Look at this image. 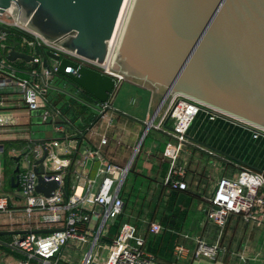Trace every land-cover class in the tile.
Masks as SVG:
<instances>
[{
    "label": "crops",
    "instance_id": "crops-1",
    "mask_svg": "<svg viewBox=\"0 0 264 264\" xmlns=\"http://www.w3.org/2000/svg\"><path fill=\"white\" fill-rule=\"evenodd\" d=\"M9 39L5 43L10 46L8 53L14 48L19 53L31 56L29 49L15 46L14 42L18 43L16 36L11 35ZM3 53L0 47V57ZM47 54L41 64L21 58L14 62L8 60L19 71L20 77L42 84L46 79L47 94L39 110L30 112L27 109L19 89L0 90V103L4 105L2 109L0 107V197H7L10 203L9 212H0V232H40L56 230L63 225L52 223L51 214L47 212L26 214L25 200L19 196L18 188L11 186L17 166L13 158L27 150L33 142L46 139L50 157L45 162V173L60 176L64 190L69 187L71 196L90 201L97 195L101 184L98 170L103 161L129 166L128 177L132 175L133 192L138 194L134 202L122 197L126 204L124 217L129 218L124 224L134 226L138 235L147 240L152 222L161 223L174 215L172 211L179 209L181 214L173 220L180 222L184 219L185 225L182 231L169 229L177 236L174 249L184 244L193 250L195 238L214 244L218 238V228L208 219L210 204L207 199L214 197L222 178L236 180L242 166L264 171V136L256 137L254 131L241 124L224 119L212 120L207 113L200 112L188 132L190 143L183 146L176 163V167L186 172L184 181L188 188L173 191L165 182L171 169L168 151L174 150L177 143L166 132L148 126L151 122H159L163 111L160 107L165 99L157 95L148 83L128 78L122 82L113 103L108 102L110 108L101 113L102 104L67 78L56 74L63 80L62 86L55 83V76L51 79L44 77V62L53 66L56 61ZM46 111L49 116L44 119ZM61 115L71 123V129L55 128L54 122L59 121ZM49 120L52 122L49 123ZM171 126L167 122L164 128L171 130ZM104 138L107 143L102 145ZM55 143H58L57 147ZM36 150L42 157V147L37 145ZM206 150L215 152L217 156H210ZM89 151H98L99 156L84 159ZM53 160H59L58 167L51 166ZM90 180H96L92 187ZM93 206V203L87 202L85 208ZM257 212L258 215L263 213L264 206ZM194 214H197L196 218ZM186 234L190 238L186 239ZM6 236L10 237L8 245L18 235ZM79 245L77 241H70L62 249L60 264H69L68 257L72 260L77 258L71 257V254L75 252L74 249L79 250ZM220 245L221 251L216 261L190 257L180 263L264 264V224L258 226L232 215ZM242 257L246 258V262L242 261ZM19 261L13 255L0 251V264H18ZM174 263L173 260L159 264Z\"/></svg>",
    "mask_w": 264,
    "mask_h": 264
},
{
    "label": "water",
    "instance_id": "water-1",
    "mask_svg": "<svg viewBox=\"0 0 264 264\" xmlns=\"http://www.w3.org/2000/svg\"><path fill=\"white\" fill-rule=\"evenodd\" d=\"M124 2L0 0V8L9 19L68 53L98 64L110 59L112 70L148 83L163 99L184 95L264 129V0H133L114 42ZM18 58L33 62L32 56L11 48L7 59ZM69 66L75 74L65 72ZM44 67L50 70L47 61ZM59 75L101 104L113 103L122 85L69 59L61 60ZM54 124L58 129L72 128L62 115ZM47 143L35 141L13 158L17 163L13 189L19 188L24 160L37 177L36 193L46 198L58 189L65 193L59 180L46 179ZM56 231H4L0 236Z\"/></svg>",
    "mask_w": 264,
    "mask_h": 264
},
{
    "label": "built area",
    "instance_id": "built-area-1",
    "mask_svg": "<svg viewBox=\"0 0 264 264\" xmlns=\"http://www.w3.org/2000/svg\"><path fill=\"white\" fill-rule=\"evenodd\" d=\"M0 27L10 30V33L0 30V47L6 53L0 57V90L14 89L21 91L27 109L37 111L42 107L44 96L47 94V83L22 78L18 70L13 68L7 59L10 46L5 44L11 35L16 36L18 45L29 49L33 62L41 64L47 53L59 57L50 70H44V77L53 78L59 74L61 60L69 59L83 66L91 68L116 80V85L125 81L120 72L110 68V59L105 64H98L89 61L49 43L37 33L21 25L14 19H9L0 8ZM68 74H75L73 67L65 70ZM109 103H102L100 112L110 108ZM1 109L4 107L0 103ZM163 109L158 123L151 122L150 128L166 132L176 141L174 150H169L171 158V169L166 180V185L173 191H185L188 188L184 181L185 170L176 167L178 155L184 145L190 143L188 132L200 112L207 113L212 120L224 119L241 124L256 133V137L264 136V129L253 126L241 120L235 119L227 113L203 104L195 99L184 95H175L166 98L161 104ZM49 112L44 113L47 119ZM172 121L171 130L164 127L167 122ZM102 145L107 143L104 138ZM58 146V143H55ZM203 149V148H202ZM210 156L216 157V153L206 150ZM99 156L98 151H89L85 155L86 160L95 159ZM240 173L236 180L222 178L217 186L214 197L207 199L210 209L207 212L208 219L218 228V238L214 244H209L202 238H195V247L190 250L184 244H179L174 249V264H181L183 260L205 259L216 261L221 251V240L224 234L228 219L232 215L240 216L246 222H253L258 226L264 224V212L260 215L257 212L264 206V171H255L246 167H240ZM130 167L120 166L111 162L103 161L98 170V177L101 184L96 196L90 199L76 195L67 196L61 189L55 191L54 195L46 198L36 193L37 177L32 167L20 171L18 194L26 202L25 212L30 215L36 211L51 214V222L63 225L57 228L56 232L50 234L30 233L17 236L8 248L12 251H19L25 256L18 264H60L62 249L70 242L77 241L80 245L90 244V249L85 250L81 255L78 264H159L154 256L147 251V240L138 235L137 229L130 224H123L116 238L111 242L103 241L107 237L106 232L109 222L115 220L123 213L125 202L121 196L124 184L129 174ZM47 180L62 181L58 175L46 174ZM96 184V180H90V187ZM87 202L93 203L92 208H85ZM10 203L7 197H0V212H9ZM257 213V214H256ZM163 231L160 223L152 222L149 226V236H159ZM186 239L189 235L184 236ZM96 249L98 251L94 252ZM246 262V258H241Z\"/></svg>",
    "mask_w": 264,
    "mask_h": 264
},
{
    "label": "trees",
    "instance_id": "trees-1",
    "mask_svg": "<svg viewBox=\"0 0 264 264\" xmlns=\"http://www.w3.org/2000/svg\"><path fill=\"white\" fill-rule=\"evenodd\" d=\"M65 193L68 197L71 196L69 187H65ZM124 212L125 210L115 220L114 224L109 229L107 237L103 238V241L111 242L114 238L118 236L121 227L124 224ZM171 213L174 214L172 217H168L167 219L165 218L160 223L163 228L162 233L159 236L149 237L147 239V251L151 253L156 259V261L159 263L162 261L165 263H169L173 260L175 262V259L173 257V250L175 242L177 240V236L172 234L169 229L182 231L185 225L184 219H182L180 222H176V220H173L175 216L181 214V212H179V209L172 211ZM8 239H10V237L0 236V251L13 255L19 260H24L25 256L22 253H20L19 251H12L8 248V245H6L8 243Z\"/></svg>",
    "mask_w": 264,
    "mask_h": 264
},
{
    "label": "rangeland",
    "instance_id": "rangeland-1",
    "mask_svg": "<svg viewBox=\"0 0 264 264\" xmlns=\"http://www.w3.org/2000/svg\"><path fill=\"white\" fill-rule=\"evenodd\" d=\"M55 83L64 86L63 80L60 79V77L59 76H56V75H55ZM169 124H172V121H170ZM59 164H60L59 160H53L51 166L53 168H56V167L59 166ZM20 166H21V171L25 170V167H27V165H26V163H25L24 160H21L20 161ZM131 178H132V175H129L128 181L125 183L121 195H122V197H125V198H128V199H132L131 201L134 202V199L136 200V197L135 196L138 194V192H135V191L133 192L134 185H133V182L131 181L132 180ZM202 208H203V206H202ZM200 214H202V213H200ZM200 214L198 216L201 218V215ZM194 217L196 218L197 217V214H194ZM128 221H129L128 216L124 217L123 222H128ZM113 224L114 223H112V222H109L108 223L106 232L108 231V233H109V229H110V227ZM89 249H90V244H88V245H79V250L78 249H74L75 252L73 254H71V257L72 256H75L77 258H74L72 260L71 258L68 257L69 264H77V263H80V260L79 259L81 258V255L83 254V252L85 250H89ZM96 251H98V249H96L94 252H96Z\"/></svg>",
    "mask_w": 264,
    "mask_h": 264
},
{
    "label": "bare ground",
    "instance_id": "bare-ground-1",
    "mask_svg": "<svg viewBox=\"0 0 264 264\" xmlns=\"http://www.w3.org/2000/svg\"><path fill=\"white\" fill-rule=\"evenodd\" d=\"M132 2H133V0H125V2H124L123 8H122V11H121V14H120V18H119V21H118V25H117V28H116V34H115V37H114V42H116L118 34L121 31V28H122L125 20L127 19L130 7L132 5Z\"/></svg>",
    "mask_w": 264,
    "mask_h": 264
}]
</instances>
